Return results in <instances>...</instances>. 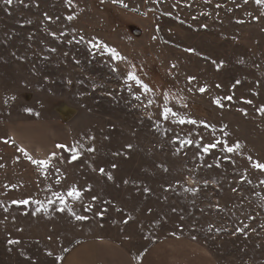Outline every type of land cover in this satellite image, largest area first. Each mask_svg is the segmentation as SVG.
Wrapping results in <instances>:
<instances>
[{
  "label": "rangeland",
  "instance_id": "obj_1",
  "mask_svg": "<svg viewBox=\"0 0 264 264\" xmlns=\"http://www.w3.org/2000/svg\"><path fill=\"white\" fill-rule=\"evenodd\" d=\"M168 237L264 264V0H0V264Z\"/></svg>",
  "mask_w": 264,
  "mask_h": 264
},
{
  "label": "crops",
  "instance_id": "obj_2",
  "mask_svg": "<svg viewBox=\"0 0 264 264\" xmlns=\"http://www.w3.org/2000/svg\"><path fill=\"white\" fill-rule=\"evenodd\" d=\"M59 264H133L118 244L104 239H88L74 245ZM138 264H217L199 243L183 237H168L154 243Z\"/></svg>",
  "mask_w": 264,
  "mask_h": 264
},
{
  "label": "water",
  "instance_id": "obj_3",
  "mask_svg": "<svg viewBox=\"0 0 264 264\" xmlns=\"http://www.w3.org/2000/svg\"><path fill=\"white\" fill-rule=\"evenodd\" d=\"M56 111L63 121H68L75 114V110L67 105L61 104L56 107Z\"/></svg>",
  "mask_w": 264,
  "mask_h": 264
}]
</instances>
